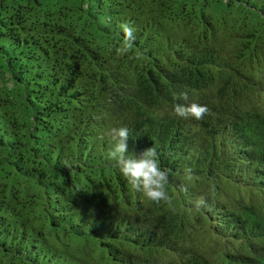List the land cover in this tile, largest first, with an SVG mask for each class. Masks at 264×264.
Segmentation results:
<instances>
[{
    "label": "trees",
    "instance_id": "16d2710c",
    "mask_svg": "<svg viewBox=\"0 0 264 264\" xmlns=\"http://www.w3.org/2000/svg\"><path fill=\"white\" fill-rule=\"evenodd\" d=\"M121 126L171 207L108 160ZM0 264H264V0H0Z\"/></svg>",
    "mask_w": 264,
    "mask_h": 264
},
{
    "label": "clouds",
    "instance_id": "9594fccd",
    "mask_svg": "<svg viewBox=\"0 0 264 264\" xmlns=\"http://www.w3.org/2000/svg\"><path fill=\"white\" fill-rule=\"evenodd\" d=\"M118 29L116 36L119 40L115 51L117 55L123 56L133 50L135 29L128 23L118 25ZM173 99L176 103L173 105L172 114L181 119L200 121L212 114L206 105L191 101L186 88L174 93ZM105 137L111 145L107 158L114 162V167L118 169L130 190L141 193L152 203H164L171 207L173 201L168 192L169 170L161 166L156 148L153 146L138 155H128L129 129L123 126L108 129L98 139L103 140ZM62 165L66 169L71 168L67 161L62 162ZM180 175L182 183L179 191L186 192L195 178V173L190 167H185ZM193 204L197 210L202 209L206 204V197H198Z\"/></svg>",
    "mask_w": 264,
    "mask_h": 264
}]
</instances>
